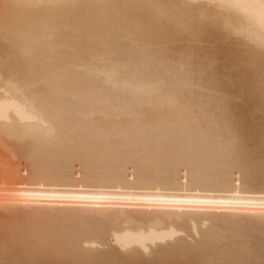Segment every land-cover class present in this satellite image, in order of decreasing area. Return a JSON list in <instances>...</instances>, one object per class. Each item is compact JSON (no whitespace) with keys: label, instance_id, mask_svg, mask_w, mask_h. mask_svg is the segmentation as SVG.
<instances>
[{"label":"bare ground","instance_id":"bare-ground-1","mask_svg":"<svg viewBox=\"0 0 264 264\" xmlns=\"http://www.w3.org/2000/svg\"><path fill=\"white\" fill-rule=\"evenodd\" d=\"M0 142V205L84 227L0 264H264V0H0Z\"/></svg>","mask_w":264,"mask_h":264},{"label":"rangeland","instance_id":"rangeland-1","mask_svg":"<svg viewBox=\"0 0 264 264\" xmlns=\"http://www.w3.org/2000/svg\"><path fill=\"white\" fill-rule=\"evenodd\" d=\"M0 144H1V142H0ZM1 145H2V144H1ZM1 145H0V155H1L2 157L0 156V164H1V165H0V169L5 170V169L8 168V166H9L10 164H11L10 166H12V167H13V166H16V165H15V163H16V161H15V157H16V160L18 159V162H19V157H18V158H17V156L14 157V155L12 154V152H11V150H10L9 148H5V147H3V145H2V146H1ZM3 161H4V162H3ZM21 161H22V163H23V160H20V162H21ZM18 162H17L16 164H18ZM20 162H19V164H18L19 166L17 165L18 168H24V167L27 165L25 162H24V163H25L26 165H25L24 163H23V165H22ZM8 163H9V164H8ZM12 164H13V165H12ZM20 164H21V166H20ZM25 175H26V174H25ZM25 175H23V176H25ZM11 181H12V180H11ZM16 181H17V180L12 181V182H13L12 184L17 185V184H16ZM14 182H15V183H14ZM10 183H11V182H10V180H9L8 184L10 185ZM17 183L19 184L20 182L17 181ZM6 184H7V183H6ZM12 184H11V185H12ZM7 186H8V185H7ZM12 186H13V185H12ZM12 186H8V187L5 186V188H6V189L9 188V187H10L9 189L14 188V186H13V187H12ZM0 188H2V185L0 186ZM3 188H4V186H3ZM15 188H16V187H15ZM0 203H1V202H0ZM3 204H4V203H2V205H0V207L2 206V207L0 208L1 210L4 209V210L6 211V210L8 209V206L11 207V206H10L11 204L7 203V204H9V205H6V204H5L7 208H4V207H3ZM12 206H15V205H12ZM9 209H10V208H9ZM9 209H8L6 212H9V211H10V214H8V213H6V212L4 213L3 211H2V212L0 211V225H1V226H0V238H1L2 236L5 237V235H9V236H7V237L5 238V240H6L7 242H11V243H9V244H5L6 241L3 240V237L0 239V241L3 240V241H1L0 243H4V242H5L4 245H7V246H3V244H2V248H3V249L0 247V253H1L2 255H3V254L6 255V253L9 254L10 251H11V253H13L12 250H16V249H17L16 247H19V246H20L19 244L24 245L22 239H23V240H24V239H25V240H28V239L24 238L25 236H28V238H29V235H30L31 237H30L29 239H30L33 243H32L31 241H29V240H28V242H24V243H25V245H24L25 248H24V249H25V250L28 249V248L31 249L32 245H34L35 248H32V249H35V250L38 251L39 249L41 250V249H44V248H46V247L51 246L52 243H53V245L61 246V245H60V242H59V241H61V240H59V239H60V236H62L63 233H65V232H63L65 228H67L68 232H69L71 235H72V234L77 235L76 233H78V232H76V230H78V229L80 228V230L82 231L83 228H84V227L82 226L81 223H80L81 225H80V227H79V225H78L79 223H78V222L75 223V222H73V221H71V226H72V227H70V226H69V225H70V224H69L70 221H69V222L65 221V222H67V223H65V222H64V223H65L66 225H67V224H69V225L66 227V225L63 224L65 228H63V231H62L61 228H60L61 231H59V229L56 230L55 227H51V226H52V225L50 224L51 222H50L49 219H48V222H49V223L47 222L48 224H46V225L48 226L47 229H51V228H54V229H53V231H52V230H48V231L46 230V231H45L46 233H45L44 230H45L46 228L44 227V225H42V224H45L44 222H42V221H44V220L41 221V219H40V217H39L38 219H36V221H34V220H35V217H38L37 215L34 216L33 213H30V214H27L26 217H24V216L26 215V213H25V215H23V214H24L23 212H21V211H19V210H16V211H18V212H21V214L18 213L19 220H21V218L24 217V218H23V222L27 221V222H25V223H27V227H26V229L28 228V230H27L28 233L26 232V233H24L25 235H23V232L26 231V229H24L23 227H22V230L20 229L21 226H19V224L22 225V223H23V222H21L22 220L19 222V224L16 223L17 218H18V217L16 216L17 213H16L15 210H14V211L12 210V214H11V210H9ZM11 209H12V208H11ZM13 212H15V214H14ZM2 214H3V215H2ZM19 214H20V216H19ZM31 214H32L34 217H33ZM1 215H2V216H1ZM6 215H8V216H6ZM11 215L15 216L16 220L13 219L14 217H12ZM10 216H11V217H10ZM21 216H22V217H21ZM30 216L32 217L33 220H31ZM1 217H2V218H1ZM29 218H30L31 221H33L32 223L35 222V224H37V223H36L37 220H38V221L40 220V221L42 222V224L39 223L38 228H37L35 225H34V227H32V226H30V225H32V223L30 222V220H27V219H29ZM12 219H13V220H12ZM43 219H44V218H43ZM45 219H46V218H45ZM6 220H7V221H6ZM14 220H15V222H14ZM40 221H39V222H40ZM45 221H46V220H45ZM17 222H18V221H17ZM28 222H30L31 224L28 223ZM106 222H107V221H106ZM106 222H105V223H106ZM10 223H11L12 227H14V225H15L17 229H15V228H14V229L11 228V226L9 225ZM15 223L18 224V225H16ZM25 223H24V224H25ZM105 223H104V224H105ZM28 224H30V225H28ZM72 224H74V225H72ZM107 224H108V222L106 223V225H107ZM25 225H26V224H25ZM25 225H23V226L25 227ZM37 225H38V224H37ZM40 225L43 226L42 228H44V230L42 229L43 234L41 233L42 231L40 232V231L38 230V229L41 230ZM46 225H45V226H46ZM106 225H105V226H106ZM108 225H110V226L112 227V223H111V224H108ZM7 226H8V227H7ZM28 226L30 227V230H31V227H32L33 229L35 228V230H38L40 233L37 234V231H36V232H34V233H36L35 235L29 234L30 230H29V227H28ZM49 226H50V227H49ZM73 226H74V228H73ZM105 226H104V227H105ZM110 226H109V227H110ZM6 227H7V229H6ZM18 227H19V228H18ZM68 227H69V228H68ZM77 227H79V228H77ZM82 227H83V228H82ZM4 228H5L6 230H8V232H9V231H10V232L8 233V232L6 231L8 234H7V233L5 234V233H4V232H5ZM8 228H9V229H8ZM10 228L13 229L12 231H14V232H11ZM72 228H73V229H72ZM105 228H107V226H106ZM1 229H2V231H1ZM23 229H24V231H23ZM70 229H71L72 231H71ZM108 229H110V228H108ZM3 230H4V231H3ZM19 230H21V232H22V231H23V232L21 233ZM35 230H33V231H35ZM54 230H55V231H54ZM80 230H79V231H80ZM186 230L189 231L190 233H189V232L187 233V231H185L187 234H186L185 232H183L184 234H182L181 236H184V237L188 236V237H187V239H188V243L191 244V243L193 242L194 244H196L195 242H199L198 240L200 239V236H198V235L196 236V234H195L194 232L191 233V230H190V229H186ZM17 231H18V232H17ZM56 231H57V232H56ZM70 231L73 232V233H71ZM81 231L79 232V234L82 233ZM107 231H108V230H107ZM47 232H49L50 235L53 233V234H52L53 236L47 235ZM51 232H52V233H51ZM55 232H56V233H55ZM58 232H59V233H58ZM1 233H2V234H1ZM10 233H11V235H10ZM12 233H13V234H12ZM14 233H15V234H14ZM19 233H21V234L19 235ZM31 233H33V232L31 231ZM34 233H33V234H34ZM3 234H4V235H3ZM17 234H18V235H17ZM27 234H29V235H27ZM41 234L43 235V237H45V238L47 239V241H49L48 243H47V241H44L45 238H43L42 236H41V237H42V238H41V237L39 236V235H41ZM44 234H46L47 237L44 236ZM55 234H57V235H55ZM60 234H61V235H60ZM185 234H186V235H185ZM22 235H23V238L21 239V243H20V242H19V243L16 242V244H17L18 246H17V245L15 246V241H16V240L18 241V238H19V241H20V238H21ZM58 235H59V237H58ZM194 235H195V236H194ZM12 236H13V237H12ZM18 236H19V237H18ZM32 236H33V237H32ZM189 236H190V237H194V238L192 239V238H190ZM8 237H9V238H8ZM11 237H12V238H11ZM34 237H35V238H34ZM37 237H38V241H39V239L41 238L39 242L36 241V240H37ZM50 237H51V238H50ZM57 237H58V238H57ZM196 237H198V238H196ZM7 238L9 239V241L7 240ZM10 238H11V239H10ZM31 238H32V239H31ZM33 239H34V241H33ZM35 239H36V240H35ZM46 239H45V240H46ZM48 239H49V240H48ZM53 239H55V241H54ZM190 239H192V240H190ZM25 240H24V241H25ZM42 240L44 241V242H43L44 244L41 242ZM58 240H59V241H58ZM196 240H197V241H196ZM52 241H53V242H52ZM189 241H190V242H189ZM191 241H192V242H191ZM29 242H31L32 245H31V246H29V245L26 246V244H28ZM34 242H35V243H38V245H39V243L41 242V244L39 245L40 248H38V247L36 248ZM12 243L14 244L13 246L10 245V244H12ZM46 243H47V244H46ZM50 243H51V244H50ZM57 243H58V244H57ZM193 243H192V244H193ZM29 244H30V243H29ZM42 244H43V245H42ZM194 244H193V245H194ZM0 245H1V244H0ZM8 245H9V246H8ZM38 245H37V246H38ZM45 245H46V247H45ZM10 246H12V247H14V248H16V249H14V248L11 247L12 250H10V249L8 248V247H10ZM103 246H104V245H102L101 248H104ZM4 247H5V248L7 247V248L5 249ZM22 247H23V246H22ZM26 247H27V248H26ZM41 247H42V248H41ZM98 248H100V247L98 246ZM30 249H29V250H30ZM1 250H2V252H1ZM3 250H4V251H3ZM7 250H8V252H5V251H7ZM21 250L23 251V248L21 249V247H19V248H18V252H20ZM22 251L20 252V254H21V259H22V256H23ZM4 252H5V253H4ZM25 252H26V251H25ZM14 253H15V251H14ZM1 254H0V259H2L1 261H4V260H5V257H4L5 255H3V257L1 258ZM16 255L19 257V254H18L17 252H16ZM16 255H15V256H16ZM17 256H16V258H17ZM28 256H29V255H28ZM28 256H24V259H23V260H29L28 263H31L30 260L32 261L33 258H31V256H30V257H28ZM25 257H26V258H25ZM27 257H28V258H27ZM29 258H31V259H29ZM6 260H7V259H6ZM6 260H5V261H6ZM34 260H35V258H34ZM188 260H189V259H188ZM188 260H183V259L181 260V259H178V260H174V261H172V263L174 262V264H185V263H186V264H187V263L194 264V262H195V260H191V259H190L191 261H188ZM193 261H194V262H193ZM32 263H35V262L32 261ZM32 263H31V264H32ZM172 263H170V264H172ZM25 264H26V263H25ZM195 264H197V263L195 262ZM198 264H201V263H198ZM205 264H208V263H205Z\"/></svg>","mask_w":264,"mask_h":264}]
</instances>
